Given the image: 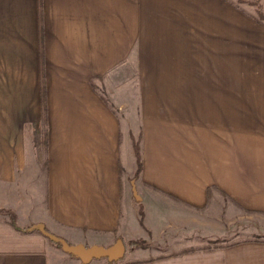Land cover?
I'll return each mask as SVG.
<instances>
[{
    "label": "crops",
    "instance_id": "obj_1",
    "mask_svg": "<svg viewBox=\"0 0 264 264\" xmlns=\"http://www.w3.org/2000/svg\"><path fill=\"white\" fill-rule=\"evenodd\" d=\"M133 184L164 214L157 229ZM238 211L264 216V26L253 14L225 0H0V264H82L40 225L88 246L147 228L177 247L227 244L123 264H264V239L228 231Z\"/></svg>",
    "mask_w": 264,
    "mask_h": 264
},
{
    "label": "rangeland",
    "instance_id": "obj_2",
    "mask_svg": "<svg viewBox=\"0 0 264 264\" xmlns=\"http://www.w3.org/2000/svg\"><path fill=\"white\" fill-rule=\"evenodd\" d=\"M230 1L232 2V4H236L240 8L241 12L253 14L256 21H261L264 25V0H230ZM123 82H126V84H125V86H126L127 81H126L125 77L121 78L120 84L118 85V86H120L119 89H121V91H120L121 94L124 93V92H122V89L125 87ZM98 86L100 87V90H102V92H104V94H105L106 90H105L104 83H98ZM129 89L130 90L132 89V87H130V84H129ZM116 101H117V103L121 102L118 99ZM122 109H123V111H119V112H120V117L122 119L123 124H125V127L127 125L126 122H128L130 125H132L135 120L131 119L132 118L131 115L128 114L129 113L128 101L125 102V106ZM40 130L44 132V128L41 127ZM34 142L35 141L30 142V145H31L30 150L31 151L33 150L32 147L34 145ZM148 204L150 206H148ZM148 204L146 201L145 202L141 201V202L137 203V205H139L137 207H140L139 210L141 212L143 211V212L149 214L150 222L153 223L155 225V228L157 229L158 227H160L162 222H164V219H162L164 214L159 216L160 213L155 211V210H158V207L156 206L157 203H154V202L150 203L148 201ZM237 215H238V217L236 218V222L234 224H227V226L229 227L228 231H230V230L235 231V229L238 228V231H239L238 239H240V240L245 239V238H247V239H249V238H251V239H258V238L264 239V221H263L264 216L263 215H261V214H248V213L242 212V211H238ZM247 215L252 216V220H249L246 217ZM244 217H246V218H244ZM143 227L147 228L146 222H145ZM228 231H226V229L224 228L225 234ZM146 232H148L149 234L146 235L142 232L138 236H135V240L141 239V240H139L141 242L137 244L139 249L137 248L138 250H135L133 253H131L132 246L130 245V242L127 240V238L124 235V237L126 238L127 252H126L124 259L120 260L119 261L120 263L118 262L116 264H123V263H125L126 260L130 261L131 259L133 260L137 257H146V256L151 257L154 255H159V254H167V252H171L173 250L179 251L180 249L182 250L184 248H189L188 250H199V249L205 248V247L216 248L218 246L227 245L225 243L226 241H224V239L220 238V237H224V236H220L219 238H217L213 241L199 239L198 242H194L192 244L185 243L183 245H179L180 247H177L178 245H173L171 243L166 242V241H168V242L170 241V240H168V239H170L168 237L158 238L159 243H156L155 241H158V239H157V236L154 234V231H152L150 233V230L147 228ZM197 232H199V229H197ZM229 240H232V239L230 238ZM233 240H235V239H233ZM173 246H175L176 248H173ZM66 263H67V261L65 260L61 264H66ZM89 264H109V262L107 261V259L103 258V259H94Z\"/></svg>",
    "mask_w": 264,
    "mask_h": 264
},
{
    "label": "water",
    "instance_id": "obj_3",
    "mask_svg": "<svg viewBox=\"0 0 264 264\" xmlns=\"http://www.w3.org/2000/svg\"><path fill=\"white\" fill-rule=\"evenodd\" d=\"M133 192L136 200L141 202L142 199L138 194L136 186L133 184ZM46 237L56 244H59L61 249L78 259H80L82 264H89L94 259H107L109 263H116L124 259L127 246L123 239H117L113 244L105 245H91L88 246L84 243L72 244L68 242L65 238L55 235L48 231L43 225L39 226V229Z\"/></svg>",
    "mask_w": 264,
    "mask_h": 264
},
{
    "label": "trees",
    "instance_id": "obj_4",
    "mask_svg": "<svg viewBox=\"0 0 264 264\" xmlns=\"http://www.w3.org/2000/svg\"><path fill=\"white\" fill-rule=\"evenodd\" d=\"M225 1L226 2H229V3H232L230 0H225ZM233 5L236 6V7H238L236 4H233ZM257 22L260 23L261 25H263V23L261 21H257ZM42 120L45 123H47V101H46V88H45L44 79H42ZM42 145H43V147L46 150V148L48 146V137H47V135H45V137H43ZM134 149H135V154H136V157H137L138 174H139L140 173V170H141V165H142L141 150H140L139 144H136L134 146ZM35 229H39V226H37ZM140 242L141 241H133V242H130V245L131 246H137V244L140 243ZM205 249L210 250V249H213V248L206 247ZM116 263H118V262H116ZM116 263H110V264H116Z\"/></svg>",
    "mask_w": 264,
    "mask_h": 264
}]
</instances>
